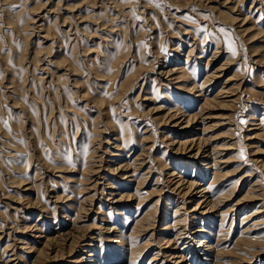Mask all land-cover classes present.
I'll return each mask as SVG.
<instances>
[{"label":"rangeland","instance_id":"374dc122","mask_svg":"<svg viewBox=\"0 0 264 264\" xmlns=\"http://www.w3.org/2000/svg\"><path fill=\"white\" fill-rule=\"evenodd\" d=\"M262 35L264 0H0V264H153L178 251L162 248L177 211L189 216L192 250L211 245L194 264H264V213L252 217L264 206ZM215 72L202 95L188 89ZM222 86L240 87V103L205 111ZM181 110L198 117L186 136L208 140L198 161L236 143L207 175L172 146ZM172 171L201 184L195 199L173 192ZM206 189L218 207L201 217ZM148 212L155 226L130 248ZM76 231V243L44 248Z\"/></svg>","mask_w":264,"mask_h":264},{"label":"bare ground","instance_id":"6f19581e","mask_svg":"<svg viewBox=\"0 0 264 264\" xmlns=\"http://www.w3.org/2000/svg\"><path fill=\"white\" fill-rule=\"evenodd\" d=\"M251 18H252V16H251ZM248 21H251V19L249 17H244V19L242 20V22L244 24L247 23ZM259 32H262V31L259 30ZM262 34H263V32H262ZM262 36L264 37V35H262ZM222 69H223V66H220V68L218 70H222ZM178 70L179 69L177 67H174V69H172V70H168L166 72L167 77H168V75H173V74L177 73ZM218 77H219V74L216 73V72H215V74H213V73L212 74H207V77H206L207 81L205 83H203L202 89H200V91H198L196 82L193 84L192 88L188 87V89H192L191 92L192 91H197L196 93H198V95H196V96L198 97L199 95H202L203 88L211 87L213 85V83L218 80ZM199 88H201V87H199ZM239 88L240 87H237V89L232 90V89L228 88V86L227 87L226 86H222L220 89L217 90L218 93L216 94L215 97H213V99H211V100H208L206 98L204 99V105H203L204 106L203 107L204 110L205 111L206 110L211 111V110H215V108L226 109V111L227 110H231V108L233 106H236L238 103H240L239 101H240V99H242L241 97L243 95H242V92L239 90ZM259 88H261V86H259ZM225 97H228V98H225ZM176 105L177 104H175L174 106H176ZM154 110H159V108H156ZM174 111L175 112H179V110H174ZM174 111H172V113ZM180 114H181L182 117H184V120H185L184 124H186L185 126H182V122H181L180 123L181 124L180 127H182V128H181L180 131L178 130V132L180 133V136L182 137L183 140L177 141L176 139L175 140L171 139L172 140V146H178L177 149H176L177 152H187L189 155L190 154L193 155L194 156L193 158H195V160H196L195 166L198 165L197 163H202V164L206 163L205 165H202V166H205L204 170H205V173L207 175V173L210 172L208 170H211L213 166H217V165H220V163H222V162L218 161V159H220V157L222 156V152L224 150H227V149L235 148L234 144H236V143H231L229 145H223V148L222 147L215 148V149H213V151H211V153H207L208 152V150H207V152H206L207 156H204V158H202V161H201V159L198 161V159L201 158V155L204 154V153H201V152H203V149L205 147H207V145H209L208 140L198 139V138H195L194 136H192L193 138L192 137L190 138L189 136H186V135H189L191 124L195 123L196 119L198 117H197L196 114L187 115L183 111L180 112ZM177 116H178L177 114L170 115V120L174 121L175 119H177ZM254 119H257V118L254 117ZM177 123L178 122L175 121L174 124L177 125ZM197 131L199 133L201 130H197ZM195 147H197V150H196V152L194 154H192V152H194V150H195ZM246 147H248V146H246ZM214 156H216V157L213 158ZM211 161H214L213 166L212 165L209 166ZM260 162H261V167L264 169V160L259 161V163ZM136 172H137V169L136 168L133 169V173H136ZM92 174L95 175L96 172L92 173ZM170 174H169V176L171 178L170 184L173 185V188H174L173 192L178 191V190L180 191L182 189L180 191V193L182 194V196L185 199H186V197H189V196L191 198L195 199L194 196L192 195V192H194V189H196V188H198V189L201 188L200 187L201 184L198 183L196 181V179H193V178L189 179V180H186V179H184V177H182V175L180 173L175 172V171H172V173H170ZM146 179L147 178L145 177L142 180V183H141V185L139 187H143L145 185ZM208 192H209V190H207V189L201 192L202 195L200 197H198V198H201L202 201L200 200L201 202L199 201V204H197V205L195 204L196 207H195V210H193V212H196L198 209H200L202 207L201 205L204 203V205L206 206L204 208L205 209L207 208V209L201 213V215H200L201 217L209 216L213 211H216L217 207H218L217 205H215V203H213V201L211 199H209V197H207L206 194H208ZM259 197L260 196L257 195L256 197L250 198V202L251 203H255L256 200H259ZM224 198H221V199H223L225 201L228 200L227 196H224ZM56 200H58V199H56ZM191 204H193V203H191ZM219 204H221V203H219ZM182 208H183L182 206L178 207L179 210H181ZM150 212H148V214H145L143 217H141L142 218L141 220H137L136 221V227H134V229H133L134 231H132V232H134V234L132 235V238H130L129 246L130 245H134V243L136 242V240H134L135 236H137L139 234H142V233L143 234L147 233V231H149L151 228H153L155 226L154 225L155 224L154 223L155 220L152 219V220H150L151 222L147 221L148 217H149V214H151ZM178 212L179 211H177V212H175V214H173V216L175 218H177V220L174 219L175 223L173 225L174 227H176L175 234H174L175 238L174 239H172L171 237L167 238V239L164 238L165 239L164 240L165 241V243H164L165 247H162L163 250H170L171 246H175V244H176L178 251L174 250V248L172 247L174 253L169 254L168 257H167V253H169L168 251L167 252L165 251V252H162V253H160V251H159V252H157V255L155 256V258L154 259L152 258L151 263L154 264V261H158V257L160 256V257H163L162 260H161L163 262L162 264H194L196 262L198 263V261L201 260V258H202L201 256L205 257L207 255V252L210 250L211 245L209 246L207 244V242L204 241V240L199 241L197 247L194 248V250H192V245H191L192 236L190 235L191 233L188 234V225H189V223H188L189 218L188 217L189 216H188L187 212H184V213H181V212L178 213ZM193 212H191V213H193ZM153 213H155L154 218H159L158 215H157L159 213L158 210L153 212ZM263 213H264V206H261L260 208H258L256 210V212H254L252 214L253 215L252 217H258L257 220H259V219L261 220ZM166 215L168 216V212H166L165 216ZM152 221H154V222H152ZM258 224H261V223L252 224L250 227H248L247 229L244 230V233L245 234H250L252 232L257 231V230H255L253 228L255 226H257ZM165 226H166L165 229H162V230H169L171 228L170 224H168V223H166ZM27 229L29 230V228H27ZM202 232H203L202 228H197L195 231H193L192 235H195V234L200 235ZM151 236H152L151 237V241H154L155 238L153 237V234ZM38 237H40V236H36L34 238H38ZM57 237L58 238H51L46 244H44V248L46 247L47 250L49 249L51 251V249H53L52 246L54 244H56V245L60 244V245H63L65 247V246H67V244L69 242H70V244L76 243V240L78 238H80L79 237V231H76L74 233L73 232H69V234L66 233L65 235L64 234H60ZM130 237H131V234H130ZM0 240H1V235H0ZM125 242H127V241H125ZM21 243H23V242H21ZM117 243H119V246L120 245L123 246V244H122L123 240L121 241V239H120ZM153 245H154V243H151V242L146 244V246H149L150 248ZM10 247H11V245L8 246L7 249L4 250V252H7L6 250H9ZM89 247H91V246H89ZM207 247H209V250L207 249ZM44 248L43 249H38V251H37L38 255L43 257V258L45 257L43 255L44 254V251H43ZM130 248H131V246H130ZM20 249L23 251V248H20ZM31 249H35V247H32ZM13 252L15 253V251H13ZM59 252H60V250H59ZM130 252L133 253L132 256L139 255V253L135 252L134 250L130 251ZM185 252L190 253V254L192 253V256H191L190 259L186 258V253ZM17 254L18 253L14 254V256H16L17 258L16 259H14V258L10 259V262H14V260H19V259L23 258V256H21V255L19 256ZM195 255L197 257H195ZM91 257L94 258L95 256L91 255ZM5 264H7V262Z\"/></svg>","mask_w":264,"mask_h":264}]
</instances>
